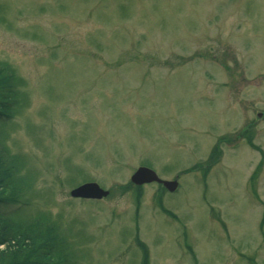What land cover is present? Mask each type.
I'll list each match as a JSON object with an SVG mask.
<instances>
[{"label":"rangeland","instance_id":"obj_1","mask_svg":"<svg viewBox=\"0 0 264 264\" xmlns=\"http://www.w3.org/2000/svg\"><path fill=\"white\" fill-rule=\"evenodd\" d=\"M1 65L0 216L45 264H264V0H0Z\"/></svg>","mask_w":264,"mask_h":264},{"label":"trees","instance_id":"obj_2","mask_svg":"<svg viewBox=\"0 0 264 264\" xmlns=\"http://www.w3.org/2000/svg\"><path fill=\"white\" fill-rule=\"evenodd\" d=\"M17 84L11 71L8 72V68L1 65L0 116L3 119L12 118V114L15 112L14 107L19 103ZM6 151L5 147H2L0 199L11 200L12 196L15 198L16 190L14 187L12 188L8 179L12 180V171L17 167V164L6 158ZM47 230L48 225L43 221L34 222L32 229H29V224L14 222L0 216V247L3 246V250L0 251V264H45L46 260L41 251L46 246V236L43 233H47ZM47 241L49 244V238ZM33 256L37 257V262L32 260Z\"/></svg>","mask_w":264,"mask_h":264},{"label":"water","instance_id":"obj_3","mask_svg":"<svg viewBox=\"0 0 264 264\" xmlns=\"http://www.w3.org/2000/svg\"><path fill=\"white\" fill-rule=\"evenodd\" d=\"M131 181L133 184L141 186L147 183L162 184L170 192L176 191L178 181H165L159 178L155 171L147 167H140L132 175ZM109 195V191L101 188L97 183H85L71 191L73 198L83 199H103Z\"/></svg>","mask_w":264,"mask_h":264}]
</instances>
